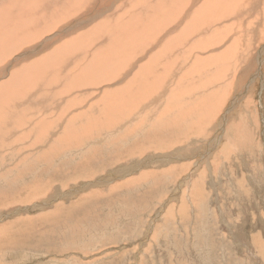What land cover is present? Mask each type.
<instances>
[{"label": "rangeland", "instance_id": "1", "mask_svg": "<svg viewBox=\"0 0 264 264\" xmlns=\"http://www.w3.org/2000/svg\"><path fill=\"white\" fill-rule=\"evenodd\" d=\"M202 1L195 7L199 14L185 16L178 13L183 17L161 25L156 40L142 39L140 52L131 44L130 56L139 69V65L155 60L159 54L164 55L171 46L181 47L186 32L190 37V41L185 38L188 41L185 48L191 49L187 51L186 61L191 63H187L184 69L179 68L178 77H173L174 71L167 74L170 65L168 70L160 66L159 75L153 78L155 81L159 79L160 83L166 82L155 87L152 93L148 91V101L153 99L152 95L160 97L156 106L155 102L144 103L145 107L140 104L118 118L116 125L105 126L109 116L119 110L110 102L124 96L127 91L122 92L123 87L133 79L140 81V77L130 72L123 83L106 80L110 83L106 88V82L100 83L101 79L113 76L115 80L120 67L110 68L109 73L102 70L113 63L102 56L92 57L97 43H100L99 39H94L87 44L86 50H82L84 53L75 54L69 66L65 65L66 75L76 81L71 83L66 81L67 78L62 79L59 101L53 96L50 108L38 109V114L49 118L42 120L49 125L47 134L43 130L41 133L31 132L30 127L36 126L38 121L30 117L7 121L11 124L8 132H12L7 139L8 132L0 135L3 140L0 144L12 141L23 132L30 135L0 149V155H6L4 160L9 162L3 166L0 161V264H264V0L257 3L255 0H211L221 9L218 12V7L215 8V13L232 18L225 28L216 22L210 24L207 18L202 21L205 15L201 11H211L201 5ZM236 1L240 3L235 4ZM71 2L70 11L73 12L76 1ZM96 2L103 18L108 20L110 12H102V9L111 8L114 3L119 8L123 1ZM124 2L125 8L115 15L118 18L131 13L132 4L140 1ZM240 4L242 9L234 18L235 6ZM77 5L78 10L56 27L73 26L71 17L75 20L88 17L89 10L86 12L82 3ZM186 6V3L181 4L176 12ZM76 15L80 16L77 18ZM192 15L201 20L200 27L206 32L197 35L195 31L193 35L188 27L186 31L181 25L179 30L176 29L182 18L191 20ZM233 22L236 28L232 26ZM43 23L35 29L36 40H18L25 42L21 47L28 61L51 52L84 30L66 34L55 32V27L45 32ZM255 25L256 29L244 31ZM156 26L153 24L148 29L155 30ZM174 28L173 35L185 31L180 34L182 41L177 42L176 36L166 39L161 47L165 50L163 52L155 44L164 41V33H170ZM251 30H257V34L253 35ZM225 31L233 34L227 35ZM43 39L46 40L44 48H51L35 54L34 42ZM197 43L200 50L192 48ZM212 48L215 50L209 51ZM235 49H242L244 55L241 51L236 58ZM135 51L139 52L138 55L133 53ZM192 54L200 58L198 62H203L198 69L193 65L195 59L189 60ZM12 55L0 67L7 65L15 54ZM161 55L160 59L170 60ZM16 60H11L13 65L22 62ZM245 63L251 67L248 66L249 72L243 74ZM210 64H214V72L206 73ZM86 67H92L87 71L91 76L84 78L82 72ZM16 68H0V84L10 79L14 73L10 71ZM95 70L98 74L93 73ZM201 73L205 82L200 79ZM185 80L201 81L193 84L192 88H196L191 92H206L214 100L211 105L204 106L202 96L195 98L202 100L201 105L196 104L191 113H185V122H182L189 135L180 132L182 125L180 131L170 126V121L179 114L176 103L185 104V97L192 94L172 91ZM98 100L106 101V104L100 105ZM94 103H99V108ZM106 106L112 108L108 110ZM36 109H30L27 116ZM85 115L91 125L84 119ZM14 123L23 124L13 129ZM54 141L60 143L57 151L50 147ZM169 154L172 155L169 157ZM142 174L146 176L144 179Z\"/></svg>", "mask_w": 264, "mask_h": 264}, {"label": "bare ground", "instance_id": "2", "mask_svg": "<svg viewBox=\"0 0 264 264\" xmlns=\"http://www.w3.org/2000/svg\"><path fill=\"white\" fill-rule=\"evenodd\" d=\"M71 1H76L75 9H74L73 12L70 11L71 6L73 5V3ZM122 1H123L121 3L122 6H120L119 8L117 6L118 4L114 3L112 5V7H113L112 10H111L112 7L110 8L109 6H108L109 8L104 7L102 9L103 10L102 12H106V11H107L106 13L110 12L109 19L108 20L106 19L107 20L106 21L103 18V13H101L100 9H98L99 7L97 5L96 0H0V65L3 63V61H5L6 59H9L10 56L12 57L13 56L12 54H15L14 58H17L16 62L22 61L20 64H14L15 65L14 66L13 65V61H11V60L14 59L13 58V59H11L8 62L7 65H3V66L0 67V68H4L3 70H5L7 67L11 68L13 66L14 69H15V67H17L16 70H13V71L11 70L12 72L10 71V73L14 72L12 74L11 78L7 79L6 82H3L2 84H0V135L1 136H4L11 128V124L7 123V121H9V120L19 121V120L22 119L23 116H25L27 118L30 117L31 119H35L36 121H38L36 126H34L33 128H32V126L30 127V131L31 132H39V133H41L42 130H43V131H46V134L48 133V129L46 127L49 126V125L46 124L47 122L45 120L49 119V118L45 117V115L43 116L42 113L38 114L39 113L38 109L50 108L51 104L54 102L53 101V96H55V101H59L60 92L58 90H59V85H60V82L62 81V79L67 78L66 81H70L71 83H74L75 78L71 79V78L68 77V75H66V73H65V69H66L65 65H66V67H68L69 64L72 62L73 57L75 56V54H82V52H83L82 50H86L87 44L92 43V41L94 39H99L100 43H97L98 45L96 46V51L92 52L93 53L92 57L93 58H97V57L102 56V57L108 58L113 63L112 66H109L107 68L103 67L102 70H104L105 73H109V69L110 68H116V66L120 67V69L115 74V80H114L113 76H110L107 79H105V78L101 79L102 82H100V83L106 82L105 83L106 88H107V85H110V83H109L110 81H114V82H117V83H123L126 80L128 73H130V72L132 73L133 76L140 77V81H137V80L133 79L129 84H127V85H125V87H123V90H121V91L122 92H126L127 91L124 96H120L119 100H112L110 102L111 105L114 108H118L119 107V110L109 116L108 123H107V125H105L106 127L107 126L110 127L109 125L114 124L117 121L118 118H121V117L127 115L128 113H130L131 111H133L135 109L134 107H139L140 104H142L140 106H144L143 105L144 103H146V104L152 103L153 104L154 102L156 103V102H158L160 100V97L157 98V97H154L153 95H152V98H153L152 100H150V101L147 100V98L148 99L150 98L149 97V92H148L149 90H151V93H152L154 91L155 87L157 88V87H160L163 84H166V82L165 83H163V82L160 83L159 79L156 80V81L153 80V78L156 79L155 76H157L156 74H158V70H159L160 66L162 67V69H164L166 67V70H168L169 69V65H170V72L167 73V74L171 75V73L174 71V73H175L173 75V77H174V76H176L178 74L179 68L183 67V69H184V66H186L187 63L188 64L191 63V62H187L186 63V61L188 60L187 59L188 55H189V54L187 55V51L189 52L191 50V49H186L185 48L186 44H188V41H190V37H188V34L186 35L187 32L185 33V31H183V32L180 31L179 33L181 35H182V33H185L184 39L187 37V38H189L188 41L186 39L185 40L183 39V41H182V38H181L180 34H176L177 33L176 32L175 35H173L172 32L174 30H176V29L179 30L180 25L185 27V29L182 27L184 30H186V28L188 27L191 30V33L197 31V35L202 33V32H206V30L204 31V30H202V27H200L201 20L197 19V17L195 16L196 14L192 15L193 19L190 18L191 20H189V19L187 20V19L182 18L181 22L179 23V25H177L176 29L175 28L172 29L171 32L169 31L170 33H164L165 34V39H163L164 41L161 40L160 42L155 44L156 47L158 49H160L165 44V40L166 39H169V38L174 37V36H176L175 39L177 40V42L180 43L182 41L181 47L180 46H176V47L171 46L169 48V50L164 55L159 54L163 58H167L168 57L171 60V62H170V60L165 61L163 59H160L159 58L160 56L158 55V56H156L155 60H151L149 62L145 61L147 63L145 65H143V66L139 65L138 66L139 69H137L136 68L137 63L135 64L134 61H132V58L130 56V54L132 55L131 49L133 48V47L131 48V46L134 44L133 46H135V48L140 52L141 51L140 49L143 47V42L141 43L142 39H147V37H148V39L149 38L153 39V38L157 37V35H159L160 32H161V29H159V27L161 25H163V26L164 25H168L169 21L174 22L175 20L179 19L182 15L190 16L192 13H197L199 10L195 9V7L199 4L200 0H195V1L194 0H133L135 2L140 1L138 3H141V5L138 4V3L132 4L131 7H132L133 11L131 13H129L127 16H125V14H124L123 18H118L115 15L117 14V12H119L121 10L122 7L125 8L126 5H125L124 1H126L128 3L129 0H122ZM255 1H256V3L258 2V0H255ZM79 3H82L84 5V7H86V12L89 10L90 14H88V17H83V18L77 19V20H75L76 18L71 17L70 18V23L73 26H70V25L66 24L68 26L62 25V26L56 27V25L60 21H62L66 17L71 16L73 13H75L78 10V5L77 4H79ZM183 3H186V5H187L186 7L187 8L185 7L182 10L180 9L179 12H176V10ZM236 3H238V2L236 1L235 4ZM254 4H252V5H254ZM201 5H204L205 9H210L211 10L209 13H204L203 11H201L202 14L206 16V17L204 16V19L202 18L203 19L202 21H205V18H207V20L209 21L210 24H214L216 22V24H218L219 27H220V24H221V26L224 27L227 23H230V22H227V21L231 20L232 18H230V17L226 18L225 15L223 17H220L221 15H219L220 13H218V12L221 11V9H220V7L218 6V4L216 2L211 1V0H204V1H202ZM254 6H257V4H255ZM94 7L96 9H92ZM217 7H218L219 10H218V12L216 11V13H215L214 10ZM203 9H204V7H203ZM241 9H242V5L241 4L239 5V7L235 6L234 18L237 17V15L240 13ZM207 11L208 10H206V12ZM106 13H104V14H106ZM178 13H181L182 15L181 16L177 15ZM198 14H199V12H198ZM215 14H217V15H215ZM76 16L78 18L80 15L79 16L76 15ZM197 16H199V15H197ZM100 18H102L101 21H99ZM140 19H142V20H140ZM197 20H200V21H197ZM224 21H226V22H224ZM42 23H43V29H44L45 32H49L50 30H52L55 27H56L54 29L55 32H57V33L66 32V34L77 33L81 29H84V30L81 31V33L79 35H77L75 37H72L69 40L63 41L62 45L58 46L56 49L52 50L51 52H48L47 54H45L43 56L39 55L40 57L37 56V58H35V59L31 60V61H28L29 58H28V56L25 57L24 51L22 50V47H21L22 44L25 43V42L24 41H18V40H20L21 38H27L28 41H29V39L36 40L35 39L36 30L35 29L37 27H39V25L42 24ZM97 23H101V24L98 25ZM207 23L208 22L206 21V25H207ZM153 24H155V25L157 24L156 28H154L155 30L156 29L158 30L156 35H154V32H156L157 30L156 31L152 30V28L148 29V27L153 25ZM234 24H236V23L233 22L232 26ZM243 24H244V21H243ZM240 25H241V23H240ZM214 27H216V26H214ZM227 27H229V25H227ZM234 28H236V27H234ZM253 28L256 29L257 26L255 25L252 28H249V29L247 28V30H244V29H242V30L248 31V30L253 29ZM143 29H144L146 34L144 33ZM258 29L261 30V27H259ZM256 31L251 30V33L253 35H255V34H257ZM30 32H31V36L29 35ZM92 33H94V34H92ZM229 33L233 34L232 31L231 32H226L227 35ZM45 39H43L41 41L34 42V46L33 47H34V50H35V54L39 53L40 51L48 50V49L51 48V46H47V47L44 48V44H45V41H46ZM138 40H139V43L137 44ZM154 40H156V38ZM169 40H171V39H169ZM252 40H253V38H252ZM255 41H257V40H255ZM239 42L241 44V41L238 38V43ZM245 42H246V40H245ZM223 44H225V43H223ZM262 44H260L259 46H261ZM17 45H19V46L16 47ZM201 46H203V45H201ZM187 48H189V47H187ZM192 48L193 49H195V48L199 49L200 48L199 43H197ZM208 48H209V46H208ZM213 48H215V47H213ZM213 48L210 49L209 51L215 50ZM256 48H257V46H256ZM161 49L163 50V48H161ZM250 49H252V48H250ZM154 50H156V49H154ZM138 51L137 52L135 51L133 53H137V55H138V53H139ZM156 51H158V50H156ZM164 51L165 50H163V52ZM241 51H242V49H240V50L239 49H235V53H238L236 58L240 55ZM222 52H223V50H222ZM193 53H195V52H193ZM197 53H200V52L197 50ZM223 53H225V51ZM214 54H215V52H214ZM242 54L244 55L243 51H242ZM245 54H247V53H245ZM247 57H248V55L244 56L245 59ZM118 58H121V59L118 60ZM145 58L146 57H144L143 59H145ZM233 58L235 59V56ZM191 59H195L193 65H196V68L203 64V62L202 63L198 62V59H200V58L197 57L195 54H192V55L189 56V60L190 61H191ZM201 59H203V58H201ZM203 61L205 62V60H203ZM138 62H140V61H138ZM90 63L94 64L93 61H91ZM243 63H244V60H243ZM243 63H241V65ZM193 65H191V66H193ZM213 65L214 64L211 65V67L209 68L208 71L206 70V73L207 72L212 73V71L215 69V68H212ZM218 65L219 64H217V66ZM243 66H245L242 69L243 74L246 73V72H249L251 66L248 63H245ZM248 66H250V67H248ZM215 67H216V65H215ZM91 68L92 67H86L84 69V71L82 72L83 74H85L84 78L87 77V76H91V75L87 74V71L91 70ZM153 68H155V69H153ZM202 68H204V67L202 66ZM195 69L193 71H197ZM223 69L226 70V72H227V68L223 67ZM223 69H221V70H223ZM70 70H72V69H70ZM93 73L94 74H98V71L95 70ZM112 74H114V71L112 72ZM71 75H72V73H71ZM202 76H203V74L200 77H202ZM176 77H178V76H176ZM4 78H5V76H4ZM211 78H209V79H211ZM217 78H218V76H217ZM170 79H173V78H170ZM200 79L203 82H205V78L204 77H202ZM106 80L109 81V82L107 83ZM146 80H148V81H146ZM87 81L88 80L86 79V82ZM212 81H213V79H212ZM114 82H111V84H115ZM200 82L199 81H192V82H187L186 81V82L182 83V81H181L177 85V87L172 88V91H175L176 93H178V92L192 93V94H189L186 97L184 95V97L187 98L186 101L184 102L185 104H179V103H176V101H175V103H176L175 106L178 105L179 108H180V109L177 108L178 111H179L178 115H175V114L169 115V117L170 116H174V115H175L174 117H176L175 119L173 118L174 120L173 119L171 120V118L169 119V120H171L170 121V126L171 127H177V130L180 131L181 130V125H182V130L180 132L183 133V134H186V135H189V134L186 132V127H183L184 124L182 122H185L184 114L185 113H191L192 111H190V110H194V108H196L195 107L196 104L201 105V102H202V100H197L195 98H197L198 96L199 97L202 96L203 97V103H205V105L203 104L204 106L211 105V102L214 101V100H212V98L208 97V93H206V92H201V91L199 93L191 92V91H195V88H196L195 86H194L195 88H192L193 84L194 83H200ZM66 83L68 84V82H66ZM176 84L177 83H175V86H176ZM202 84L204 85V83H202ZM69 85L70 84H68V86ZM170 85H172V84H170ZM185 86L187 88H184ZM102 87H104V86H102ZM88 89L90 90L89 87H88ZM104 89H105V87H104ZM104 89H103V91H104ZM158 89H160V88H158ZM63 90H66V89H63ZM185 90H186V92H185ZM217 90H218V88H217ZM170 94H173V92L170 93ZM91 95L93 96L94 93H92ZM101 96H104V95H101ZM150 96H151V94H150ZM213 96H214V94H213ZM94 97H96V96H94ZM177 98L181 99V97H177ZM145 99L147 100V102L146 101L144 102ZM154 99H156V101H154ZM75 100H77V99H75ZM128 100H129V103L127 102ZM98 101L100 102V105L102 104L104 106L106 104L105 103L106 101H103V100H101V101L98 100ZM80 103H81V101H80ZM98 104L94 103V105L97 106V108H99V106H100V105L98 106ZM156 105H157V103L154 106H156ZM175 106H174V108H175ZM110 107L109 106L107 107L108 110L110 109ZM34 108H37L36 112L32 113L30 116H27L29 110L30 109H34ZM203 108L206 109L205 107H203ZM209 108H210V106H209ZM90 109H92V108H90ZM40 112H41V110H40ZM186 115H188V114H186ZM44 118H45V120L42 123V120ZM84 119H86L89 122V119H88V117L86 115L84 116ZM118 122H120V121H118ZM22 124L23 123H14L13 129L14 128H19V126H21ZM89 124H90V122H89ZM33 125H35V124H33ZM92 125H94V123ZM114 125H116V124H114ZM114 125H112V126H114ZM161 125H162V123H161ZM10 132H12V131H10ZM10 132H8L6 134V139H7L8 135L10 134ZM68 132H70V131H68ZM79 132H80V130H79ZM79 132H77V134ZM81 133H82V131H81ZM86 133H82V134L84 135ZM29 135H30L29 133L23 132L21 135L17 136L12 141L16 142L20 138L28 137ZM64 135H68V134H64ZM86 135L89 136L88 134H86ZM82 137H80V138H82ZM73 138H75V137H73ZM76 140H78V139H76ZM89 140H90V138H89ZM0 141H3V140L0 139ZM12 141H7L6 144H0V149L3 146H5V148L10 147L13 144ZM8 142H11V143H8ZM59 145H60V143L58 141H56V142L54 141L53 143H50V147L51 148H56V151L59 149ZM171 155L172 154H169V157ZM0 156H1L0 159H2L0 161H2V165L3 166L4 165L6 166L7 164H9L8 161L5 162V160H4V158L7 157L6 155L5 156L0 155ZM166 156L164 158H169V157H166ZM130 172H132V171H130ZM146 175H147V173H146ZM144 177H146V176H144L142 174L141 178L144 179ZM133 178H135V177H133ZM135 182H136V180H135ZM83 235H84V233H83ZM58 249H60V248H58ZM58 249H56V250H58ZM45 250H47V248ZM57 255H59V254H57Z\"/></svg>", "mask_w": 264, "mask_h": 264}, {"label": "crops", "instance_id": "3", "mask_svg": "<svg viewBox=\"0 0 264 264\" xmlns=\"http://www.w3.org/2000/svg\"><path fill=\"white\" fill-rule=\"evenodd\" d=\"M101 246H104V245L101 244ZM73 254H74V253H73Z\"/></svg>", "mask_w": 264, "mask_h": 264}]
</instances>
